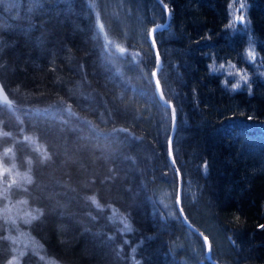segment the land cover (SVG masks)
<instances>
[{
	"label": "trees",
	"instance_id": "trees-1",
	"mask_svg": "<svg viewBox=\"0 0 264 264\" xmlns=\"http://www.w3.org/2000/svg\"><path fill=\"white\" fill-rule=\"evenodd\" d=\"M163 1L183 210L217 261L264 264V0ZM104 2L0 0V264H215L176 206L166 12Z\"/></svg>",
	"mask_w": 264,
	"mask_h": 264
},
{
	"label": "water",
	"instance_id": "water-1",
	"mask_svg": "<svg viewBox=\"0 0 264 264\" xmlns=\"http://www.w3.org/2000/svg\"><path fill=\"white\" fill-rule=\"evenodd\" d=\"M157 2H159V4L162 6V8L165 10L166 12V18L163 22H158L156 23L155 25H153L150 29V32H149V41L151 42L153 48H154V51L156 53V57H157V60H156V69L154 70L153 72V79H154V82H155V85H156V92H157V95H158V98L161 100V102L163 104H165L166 106L170 107L171 109V114H172V127H171V137H170V160H171V163L172 165L174 166V168L178 171V167L176 165V161H175V158H174V154H173V139H174V136L176 134V131H177V127H178V124H177V111H176V108L174 106V104L167 100L165 98V96L163 95L162 93V88H161V85H160V81H159V71H160V68L162 66V57L159 53V50H158V46H157V43H156V39H155V35H156V32L160 29H163L165 27H167L171 21V11L169 9V7L166 5V3L163 1V0H157ZM0 99L4 102H7V103H12V100L10 99L8 93L6 92V89L4 88L1 80H0ZM180 177V186H179V193H178V197H177V206L179 208V211L181 213V216H182V219L184 221V223L193 231L195 232L196 234L200 235L205 243H206V255L207 257L213 261L215 264H222L220 263L219 261H217L216 259H214L212 257V246H211V242L209 240V238L198 228L196 227L194 224L191 223V221L188 219V217L186 216L183 208H182V197H181V189H182V181H181V175H179Z\"/></svg>",
	"mask_w": 264,
	"mask_h": 264
},
{
	"label": "rangeland",
	"instance_id": "rangeland-1",
	"mask_svg": "<svg viewBox=\"0 0 264 264\" xmlns=\"http://www.w3.org/2000/svg\"><path fill=\"white\" fill-rule=\"evenodd\" d=\"M141 3L142 0H105L104 5L105 9L112 15H115L120 19L125 16V18L128 17L130 21L141 24L142 21L140 20L141 18L139 15V9L142 5ZM160 200L168 215L175 217L176 210L174 207V201L165 189L161 191ZM11 261L10 264L14 262L13 259H11Z\"/></svg>",
	"mask_w": 264,
	"mask_h": 264
},
{
	"label": "snow or ice",
	"instance_id": "snow-or-ice-1",
	"mask_svg": "<svg viewBox=\"0 0 264 264\" xmlns=\"http://www.w3.org/2000/svg\"><path fill=\"white\" fill-rule=\"evenodd\" d=\"M229 7H231V5H229ZM244 8H245V4L241 3L240 4V9L243 10ZM235 19L238 20V21H244L245 20V17L243 15H240V16H237ZM229 27H232V25H229ZM248 55L249 56H252L253 55V52L252 51H249L248 52ZM221 68H223V65H221ZM260 227H264V225H261Z\"/></svg>",
	"mask_w": 264,
	"mask_h": 264
},
{
	"label": "bare ground",
	"instance_id": "bare-ground-1",
	"mask_svg": "<svg viewBox=\"0 0 264 264\" xmlns=\"http://www.w3.org/2000/svg\"><path fill=\"white\" fill-rule=\"evenodd\" d=\"M175 137V136H174ZM177 171V170H176ZM178 172V174L179 175H181L180 173H179V170L177 171ZM179 180H180V177H179ZM179 186H180V181H179ZM181 205H182V203H181ZM176 206H177V199H176ZM177 208H178V206H177ZM183 208V207H182ZM178 210H179V208H178ZM180 212V211H179ZM208 258V257H207ZM209 259V258H208Z\"/></svg>",
	"mask_w": 264,
	"mask_h": 264
}]
</instances>
